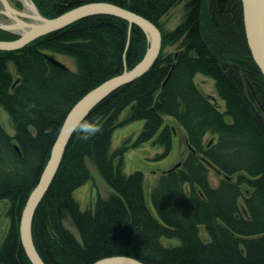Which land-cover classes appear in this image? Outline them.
Returning <instances> with one entry per match:
<instances>
[{
    "label": "trees",
    "instance_id": "obj_1",
    "mask_svg": "<svg viewBox=\"0 0 264 264\" xmlns=\"http://www.w3.org/2000/svg\"><path fill=\"white\" fill-rule=\"evenodd\" d=\"M93 1L152 21L161 48L182 40L176 53L163 57L160 50L147 72L99 101L72 135L32 218L30 233L44 264H90L114 255L144 264H264V77L249 53L241 1L33 0L48 18ZM181 1L183 20L162 32L160 19ZM4 32L0 40L18 37ZM145 36L121 17L95 14L20 49L0 50V107L13 128L10 135L0 122V204L7 202L10 220L0 237V264H31L18 222L65 114L85 92L135 66L148 47ZM43 50L73 57L77 71L50 63ZM196 74L214 80L223 110L196 84ZM165 116L182 128L188 153L160 173L148 206L143 174L123 171L124 153L151 142L163 148L159 158L167 156L175 126ZM138 120L131 145L125 140L110 150L114 130ZM84 124L100 131L82 139ZM88 160L111 191L80 209L73 192L91 179ZM210 168L218 175L214 186Z\"/></svg>",
    "mask_w": 264,
    "mask_h": 264
},
{
    "label": "water",
    "instance_id": "obj_2",
    "mask_svg": "<svg viewBox=\"0 0 264 264\" xmlns=\"http://www.w3.org/2000/svg\"><path fill=\"white\" fill-rule=\"evenodd\" d=\"M242 5V21L245 39L249 49V53L257 65L260 73L264 77V0H240ZM37 9V8H36ZM38 11V10H37ZM37 17L36 24L27 32L16 33L17 38L13 40H0V50H17L34 39L50 33L54 30L61 29L69 24L79 20L80 18L95 14H110L121 17L129 24L138 25L145 33L148 47L141 60L131 69H125L122 73L114 75L85 92L79 98L68 112L65 114L63 122L52 144L47 162L42 168V172L27 196L25 204L22 208L19 219V239L20 245L24 250L31 264H44L40 255L34 246L32 240L31 226L33 214L39 202L52 184L53 178L61 163L66 146L72 135L85 118L87 113L109 93L118 87L135 80L145 72H147L157 61L161 50V32L155 24L147 18L119 5L105 1H93L80 4L73 8L60 13L58 16L46 18L41 15ZM0 29L6 30L0 26ZM9 31V30H6ZM12 33V31H9ZM50 63L65 67L54 56L45 54ZM165 82V81H164ZM205 93V92H204ZM207 97L214 100L213 97L206 93ZM16 147V146H15ZM179 164L176 165V167ZM209 165V164H208ZM170 170V169H169ZM168 170V171H169ZM90 264H144L143 262L125 255L107 256L94 260Z\"/></svg>",
    "mask_w": 264,
    "mask_h": 264
},
{
    "label": "rangeland",
    "instance_id": "obj_3",
    "mask_svg": "<svg viewBox=\"0 0 264 264\" xmlns=\"http://www.w3.org/2000/svg\"><path fill=\"white\" fill-rule=\"evenodd\" d=\"M10 3L18 9H22L21 4L18 1L9 0ZM33 2V0H31ZM43 1V0H41ZM185 1L178 2L173 8H171L167 14H165L160 19V24L162 26V32L169 33L173 31L183 20L184 18V3ZM34 3V2H33ZM36 10L39 11L38 7L34 3ZM40 12V11H39ZM41 13V12H40ZM42 16H44L41 13ZM46 17V16H44ZM1 19H5L2 15H0ZM48 18V17H46ZM6 20V19H5ZM3 30V29H2ZM6 31V30H5ZM9 32V31H7ZM6 32V33H7ZM3 33L4 35L6 34ZM11 33V32H10ZM15 34V33H14ZM1 35V34H0ZM182 38L174 43H168L161 48V55L163 57L169 55L170 53H176L178 49H180L178 45H180ZM44 53L48 55L54 56L59 62H61L65 67L70 69V71H77V65L75 59L66 54L55 52L52 50H43ZM9 68L13 70V66L10 64ZM194 77V81L197 85L202 89L203 92L207 93L211 97H213V101L218 105L220 110H223V101L218 97L216 88L214 85V80L209 76H205L202 74H196ZM127 109L121 113V117H123L126 113ZM165 121L169 124L175 126V135L173 136L172 148L169 154L165 157L159 158L162 155L163 148L161 146L153 145L151 142H146L138 147H131L124 153L123 160V171L129 175V173L140 170L143 174V187L145 190V197L148 206H150L149 201V192L151 188L156 183L161 172L168 171L170 168H173L177 164H180L183 158L188 153V147L185 142L184 133L181 130L182 128L178 127L172 120H170L169 116H165ZM0 122L6 129L10 135L13 133V128L10 118L5 110L0 107ZM142 126V121L138 120L137 122H131L129 124L117 128L114 130L111 138L110 150L115 149L120 146L126 140V145H131V142L134 141L137 132L140 130ZM87 166L91 172V179L87 181L82 186L78 187L73 192L74 199L79 203L80 209H84L87 207H92V204L95 200V197L101 196L105 197L111 191V188L102 180L100 176H98L97 171L91 162L87 161ZM209 167V166H208ZM208 179L211 185H216L218 180V175L215 169L210 168L208 170ZM162 174V173H161ZM7 202H3L0 204V237L3 238L5 233L7 232L10 226V220L6 214L7 210ZM64 225L69 229V231L73 232L77 236V232L72 227V225L68 222L67 219L64 220ZM202 237H205L206 234L202 230Z\"/></svg>",
    "mask_w": 264,
    "mask_h": 264
},
{
    "label": "bare ground",
    "instance_id": "obj_4",
    "mask_svg": "<svg viewBox=\"0 0 264 264\" xmlns=\"http://www.w3.org/2000/svg\"><path fill=\"white\" fill-rule=\"evenodd\" d=\"M18 1L22 9L15 8L9 0H0V26L12 33H24L36 24L39 15L34 3L31 0Z\"/></svg>",
    "mask_w": 264,
    "mask_h": 264
},
{
    "label": "clouds",
    "instance_id": "obj_5",
    "mask_svg": "<svg viewBox=\"0 0 264 264\" xmlns=\"http://www.w3.org/2000/svg\"><path fill=\"white\" fill-rule=\"evenodd\" d=\"M79 131H81L83 133L82 135V139H88L91 136L95 135L97 132L100 131V128L98 126L95 125H91V124H84Z\"/></svg>",
    "mask_w": 264,
    "mask_h": 264
}]
</instances>
